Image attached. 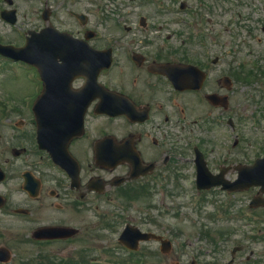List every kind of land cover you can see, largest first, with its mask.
I'll use <instances>...</instances> for the list:
<instances>
[{"label": "flooded vegetation", "instance_id": "1", "mask_svg": "<svg viewBox=\"0 0 264 264\" xmlns=\"http://www.w3.org/2000/svg\"><path fill=\"white\" fill-rule=\"evenodd\" d=\"M118 1H109L116 9L113 15L133 18L134 13L125 10L127 0ZM26 2L31 7L40 4L34 26L23 30L33 39L32 66L25 80L28 102H16L8 110L0 103V196L15 207V214L37 227L78 224L73 238L86 239L94 227L86 224L87 209L100 212L125 194L130 200L128 193L134 189L155 194L173 189L176 178H195L197 150L214 174L222 167L251 164L239 147L243 106L233 103L243 87L225 54L213 56L209 47H216L215 33L198 22L200 17L192 16L187 37L192 42L169 48L164 38L152 36L153 27L105 25L100 0ZM86 3L90 9L75 11ZM56 31L68 36L61 38ZM102 34L111 35L107 46ZM102 50L110 51L111 64L97 74V53ZM211 95L215 105L208 100ZM104 105L110 116L96 111ZM6 112L15 115L14 122ZM35 112H63L66 126L74 121L75 130L53 135L47 147H40ZM230 120L238 126L231 122L237 131L232 150L218 152L221 157L211 160L209 133L220 132ZM50 210L55 216L47 215Z\"/></svg>", "mask_w": 264, "mask_h": 264}, {"label": "rangeland", "instance_id": "2", "mask_svg": "<svg viewBox=\"0 0 264 264\" xmlns=\"http://www.w3.org/2000/svg\"><path fill=\"white\" fill-rule=\"evenodd\" d=\"M11 1L13 4L8 7L5 0H0V8H14L18 20L12 28L0 19V42L18 45L19 34L13 30L23 32L34 26L33 18L40 4L34 3L31 7L32 3L26 2L28 0ZM100 1L105 13H108V20L103 15L102 22L108 21V27L119 26L120 22L138 26L140 16H144L151 27L158 30L164 26V31L154 35L169 37V48L176 43L192 42L191 37L187 39L186 23L191 22L192 18L180 12L181 2L186 3L187 12L202 17L197 18L198 22L215 33L212 44L216 47H209L213 56H220L223 52L226 59L234 64L232 66L235 68L239 65L241 74L245 75L247 84L244 96H236L233 100L236 105L241 99L247 108L246 115L250 111L255 112L253 116H246L239 133L245 156L252 159L264 153V0H161L152 3L149 0H127V6L136 4L138 7L133 9L135 18L124 19L113 15L116 9L113 2L112 6L108 5L111 0ZM114 1L120 4L118 0ZM90 6L86 3L85 6H77L75 11H83ZM89 20L93 21V18ZM226 27L229 29L225 30ZM166 30L171 36L165 33ZM110 41V34L102 35L104 45ZM0 68L4 69L0 73V82L3 84L6 79L5 87L0 89L2 99L7 103L19 101L22 97L18 95L28 90L24 74L16 73L14 66L5 65L2 61ZM209 136L207 149L214 151V156H209L217 159L221 157L217 153L225 146L218 144L217 138L230 146L229 131H214ZM176 179L173 189L166 191V205L163 208L158 203L162 196L143 195L140 198L134 196L129 203L120 202L123 208L107 203L110 206L101 209V216L104 217L96 218L93 212L85 211L86 224L94 226L99 237L94 241L90 239V243H85L87 238L84 239V249H81V241L67 244L31 241L30 233L38 224L1 212L0 248H6L10 253L7 264H70L69 261L74 264H90L92 261L95 264H191L192 261L194 264H226L236 247H241V251L235 254L233 264H264V210L256 213L242 211L243 208L247 209L249 195H226L216 190L200 193L195 190L192 179ZM126 204L127 210L124 208ZM51 212L53 210L47 212L49 217ZM41 214L46 216L43 211ZM52 215L55 216V212ZM129 221L143 231L154 232L170 240L172 252L164 256L158 251L157 244L147 243L141 245L138 253L127 254L117 243V236ZM108 223L110 226H106ZM75 226L78 227V224ZM93 246L99 247L95 248L97 252Z\"/></svg>", "mask_w": 264, "mask_h": 264}, {"label": "water", "instance_id": "3", "mask_svg": "<svg viewBox=\"0 0 264 264\" xmlns=\"http://www.w3.org/2000/svg\"><path fill=\"white\" fill-rule=\"evenodd\" d=\"M6 50H8V49H6ZM13 50L15 51V49H13ZM24 51H27V52H26L25 56L23 57L22 56V52H24ZM17 52H18V54L21 57H23L22 59L30 58V51L28 50V48H26L23 51H17ZM3 53L8 54V55H12V54H9L8 52H3ZM262 168H263L262 165L254 168V170H253L254 171V174H253L254 176H249L248 175L245 179L247 181H252V180H255V179L256 180L259 179V178H255V177H260V173H261ZM38 231H39V233L35 234L34 237H36V238H49V239L61 237L63 235V233L65 232L64 229H51V228H45V229H42L41 231L40 230H38ZM142 238H148V236L145 235V236H142Z\"/></svg>", "mask_w": 264, "mask_h": 264}]
</instances>
